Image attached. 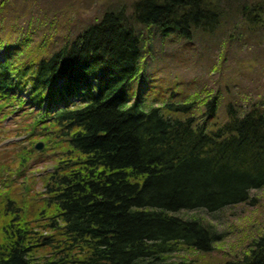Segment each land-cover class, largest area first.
<instances>
[{
  "label": "trees",
  "instance_id": "obj_1",
  "mask_svg": "<svg viewBox=\"0 0 264 264\" xmlns=\"http://www.w3.org/2000/svg\"><path fill=\"white\" fill-rule=\"evenodd\" d=\"M18 2L0 0V123L30 117L26 129L61 155L41 200L0 186V264H40L46 248L54 251L46 264H168L181 252L214 251L216 226L182 214L255 202L264 90L167 96L149 79L152 44L142 31L201 39L210 51L226 49L219 40L239 29L253 41L249 52L264 50V0H138L131 14L107 10L61 47L43 32L57 29L55 16L25 3L17 12ZM139 77L151 84L132 96ZM34 145L8 169H29ZM224 264H264V232Z\"/></svg>",
  "mask_w": 264,
  "mask_h": 264
},
{
  "label": "rangeland",
  "instance_id": "obj_2",
  "mask_svg": "<svg viewBox=\"0 0 264 264\" xmlns=\"http://www.w3.org/2000/svg\"><path fill=\"white\" fill-rule=\"evenodd\" d=\"M137 1L34 0V2H24V0H19L15 11H21L25 3L28 5L29 11L39 9L50 18L55 16L54 23L57 29L44 28L43 32L50 37L49 40L52 42L57 39L55 44L58 43L61 47L67 40L74 39L80 32L100 19L107 10L124 8L126 14H131ZM142 32L143 36L146 34L144 37H148L152 44L150 50L153 51V55L149 58L150 65L147 67L150 70L151 78L149 79L151 81L155 78L156 84L161 85L162 83V89L158 87L157 91H163L168 94L167 96L175 92L179 98L185 97L187 94V98H190L205 89L215 90L220 85V88H234L237 95L245 93L253 96L260 92L263 93L264 50L253 49L252 52H249L248 49L253 47L249 45H253V41L250 42L245 37L239 38L245 34L243 30L238 29L235 33L231 30L230 34L227 33L224 38L219 40L223 47L228 42L226 49L216 47L210 51L205 49L207 43L201 39L194 38L191 43L182 44V41L173 34L167 37L158 34L156 29H152L150 32L143 30ZM248 43L250 44L247 45ZM218 50L222 54L215 64L216 67L221 66L224 69L222 76L216 73L217 70L214 72L213 63L219 55ZM1 55L2 53H0ZM146 62L147 59L144 58L142 68ZM145 81L143 83L141 77L137 78L134 87L130 90V95H138L141 90L149 88L151 83H148L147 79ZM142 85L143 87H141ZM203 95L204 93H200L199 97ZM30 121V117L21 119L19 116H12L0 123V168H3L4 171L1 172L0 186L12 183L18 197H22V193L24 194V197L21 198V200L25 198L24 201H26V196L32 197L31 200L35 197L41 200L44 197L45 178L52 173L53 166L61 155L58 146L47 147L45 140L36 137L34 133L26 129L25 123ZM39 143L44 146L41 152L35 150ZM33 145L35 153L32 166L24 172L22 171L23 175L20 177L21 173L17 174L15 170L19 166L16 156L21 154L24 149L29 151ZM51 147L57 148V150L51 152L49 151ZM9 164H13L15 169H8ZM13 171L16 173H14L15 175H11ZM251 196L255 200L254 203L226 207L213 214H208L204 210L183 213L182 215L186 217L204 219V221L214 224L223 238L215 245V249L211 253L181 252L168 257V264H224L229 259H237L242 256L253 240L258 239L264 232V188L256 189L251 193ZM39 206L40 203L33 202L31 212L33 213ZM52 253L54 251L51 248H46L39 251L36 258L40 264H46L48 259H51Z\"/></svg>",
  "mask_w": 264,
  "mask_h": 264
},
{
  "label": "water",
  "instance_id": "obj_3",
  "mask_svg": "<svg viewBox=\"0 0 264 264\" xmlns=\"http://www.w3.org/2000/svg\"><path fill=\"white\" fill-rule=\"evenodd\" d=\"M43 144L42 143H39L36 147H35V150L36 151H42L43 150Z\"/></svg>",
  "mask_w": 264,
  "mask_h": 264
}]
</instances>
